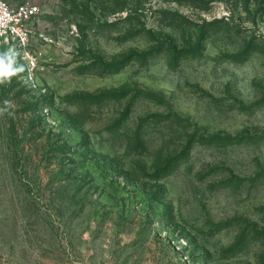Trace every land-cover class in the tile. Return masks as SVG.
Returning a JSON list of instances; mask_svg holds the SVG:
<instances>
[{
	"label": "rangeland",
	"instance_id": "1",
	"mask_svg": "<svg viewBox=\"0 0 264 264\" xmlns=\"http://www.w3.org/2000/svg\"><path fill=\"white\" fill-rule=\"evenodd\" d=\"M6 1L0 264H264V0Z\"/></svg>",
	"mask_w": 264,
	"mask_h": 264
},
{
	"label": "built area",
	"instance_id": "2",
	"mask_svg": "<svg viewBox=\"0 0 264 264\" xmlns=\"http://www.w3.org/2000/svg\"><path fill=\"white\" fill-rule=\"evenodd\" d=\"M39 13L40 8L32 1L12 6L6 0H0V41L29 56L28 46L32 34L30 24ZM31 62L35 68L36 62Z\"/></svg>",
	"mask_w": 264,
	"mask_h": 264
},
{
	"label": "clouds",
	"instance_id": "3",
	"mask_svg": "<svg viewBox=\"0 0 264 264\" xmlns=\"http://www.w3.org/2000/svg\"><path fill=\"white\" fill-rule=\"evenodd\" d=\"M5 43H7V40H5ZM20 55V52L14 46L0 50V86L11 83L13 77H17L25 71L26 65L18 62ZM3 104L7 106L10 102L5 100ZM7 110V107L0 108V112Z\"/></svg>",
	"mask_w": 264,
	"mask_h": 264
}]
</instances>
